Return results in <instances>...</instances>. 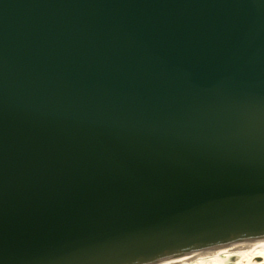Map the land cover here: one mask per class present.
Masks as SVG:
<instances>
[{
  "label": "water",
  "instance_id": "water-1",
  "mask_svg": "<svg viewBox=\"0 0 264 264\" xmlns=\"http://www.w3.org/2000/svg\"><path fill=\"white\" fill-rule=\"evenodd\" d=\"M262 238L264 0H0V264Z\"/></svg>",
  "mask_w": 264,
  "mask_h": 264
},
{
  "label": "bare ground",
  "instance_id": "bare-ground-1",
  "mask_svg": "<svg viewBox=\"0 0 264 264\" xmlns=\"http://www.w3.org/2000/svg\"><path fill=\"white\" fill-rule=\"evenodd\" d=\"M234 257L237 258L235 264H264V239H251L236 246L182 254L159 264H230Z\"/></svg>",
  "mask_w": 264,
  "mask_h": 264
},
{
  "label": "rangeland",
  "instance_id": "rangeland-1",
  "mask_svg": "<svg viewBox=\"0 0 264 264\" xmlns=\"http://www.w3.org/2000/svg\"><path fill=\"white\" fill-rule=\"evenodd\" d=\"M224 260H226V259L224 258ZM236 261H237V258H236V257H234V258H232V260L230 261V264H235V263H236Z\"/></svg>",
  "mask_w": 264,
  "mask_h": 264
}]
</instances>
